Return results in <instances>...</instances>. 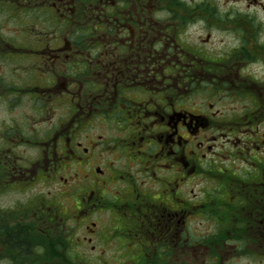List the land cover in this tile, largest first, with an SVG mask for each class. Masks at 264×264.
<instances>
[{
  "label": "flooded vegetation",
  "instance_id": "1",
  "mask_svg": "<svg viewBox=\"0 0 264 264\" xmlns=\"http://www.w3.org/2000/svg\"><path fill=\"white\" fill-rule=\"evenodd\" d=\"M0 264H264V0H0Z\"/></svg>",
  "mask_w": 264,
  "mask_h": 264
},
{
  "label": "rangeland",
  "instance_id": "2",
  "mask_svg": "<svg viewBox=\"0 0 264 264\" xmlns=\"http://www.w3.org/2000/svg\"><path fill=\"white\" fill-rule=\"evenodd\" d=\"M88 250H90V249H88Z\"/></svg>",
  "mask_w": 264,
  "mask_h": 264
}]
</instances>
